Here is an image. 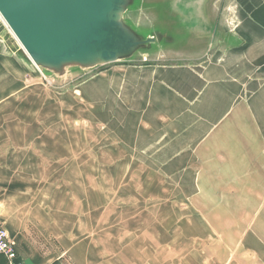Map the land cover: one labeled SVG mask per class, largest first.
<instances>
[{"label":"rangeland","instance_id":"374dc122","mask_svg":"<svg viewBox=\"0 0 264 264\" xmlns=\"http://www.w3.org/2000/svg\"><path fill=\"white\" fill-rule=\"evenodd\" d=\"M182 1L134 0L125 22L161 39L129 58L67 66L61 75L34 65L0 17V51L23 65L17 85L11 66H0L2 220L24 214L36 228L29 239L42 244L54 235L36 218L62 226L64 216L86 214L91 233L97 214H111L105 230L117 219L122 234L146 235L152 246L178 243L179 264H222L223 251L210 246L223 240L225 214H254L248 225L264 227V200H224L225 186L208 168V140L177 121L179 102L160 85L161 70L239 46L231 22L240 21V8L250 17L246 6L262 0H185L188 12L177 9Z\"/></svg>","mask_w":264,"mask_h":264},{"label":"crops","instance_id":"0c3cea01","mask_svg":"<svg viewBox=\"0 0 264 264\" xmlns=\"http://www.w3.org/2000/svg\"><path fill=\"white\" fill-rule=\"evenodd\" d=\"M246 8L252 13L250 17L240 8V21L231 22L241 35L239 46L231 50L219 48L196 64L161 70L160 85L167 89L170 98L179 102L177 121L193 123L192 138L208 140V168L216 172V185L225 186L224 200L238 202L246 196L248 203L259 204L264 200V0L258 6L250 4ZM3 52L0 51V58L5 56L8 61H0V66H11V82L17 85L23 65L18 63L14 52ZM198 127L202 128L196 130ZM196 152L204 153L199 148ZM105 215L111 214H97L95 224L99 229L91 233L86 214L82 218L64 216L70 221L62 226L46 225L36 218L54 235L51 241L42 244L29 239L30 230L36 228L25 221L24 214L10 215L6 221L0 218V222L15 241L17 258L24 264L178 262V243L172 248L165 240L157 247L152 246L146 235L122 234L125 222L117 219L105 230ZM249 215L254 214H225L223 240L210 246L214 251H223L222 264H264L263 222L249 226ZM153 251H159V255ZM0 264H6L1 254Z\"/></svg>","mask_w":264,"mask_h":264},{"label":"water","instance_id":"95a60500","mask_svg":"<svg viewBox=\"0 0 264 264\" xmlns=\"http://www.w3.org/2000/svg\"><path fill=\"white\" fill-rule=\"evenodd\" d=\"M133 2L0 0V17L34 65L61 75L67 66L89 68L129 58L161 39L125 22L124 12ZM183 2L177 9L188 12Z\"/></svg>","mask_w":264,"mask_h":264},{"label":"built area","instance_id":"2783aa9c","mask_svg":"<svg viewBox=\"0 0 264 264\" xmlns=\"http://www.w3.org/2000/svg\"><path fill=\"white\" fill-rule=\"evenodd\" d=\"M0 254L6 259V264H24L17 258L15 241L10 237L5 226L0 222Z\"/></svg>","mask_w":264,"mask_h":264}]
</instances>
